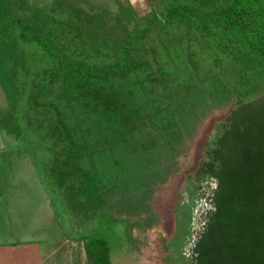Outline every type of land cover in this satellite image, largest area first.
I'll list each match as a JSON object with an SVG mask.
<instances>
[{
  "label": "trees",
  "instance_id": "16d2710c",
  "mask_svg": "<svg viewBox=\"0 0 264 264\" xmlns=\"http://www.w3.org/2000/svg\"><path fill=\"white\" fill-rule=\"evenodd\" d=\"M27 1L0 0V131L46 189L105 229L151 227L154 192L227 110L188 175L211 193L193 264H264V0ZM82 238L88 264H113L105 237Z\"/></svg>",
  "mask_w": 264,
  "mask_h": 264
},
{
  "label": "rangeland",
  "instance_id": "374dc122",
  "mask_svg": "<svg viewBox=\"0 0 264 264\" xmlns=\"http://www.w3.org/2000/svg\"><path fill=\"white\" fill-rule=\"evenodd\" d=\"M29 1L44 6L54 0ZM79 4L88 11H115L130 5L142 14L149 9L148 0H81ZM6 104L0 88V110ZM226 113L227 110L211 113L199 125L198 134L188 140L177 171L154 192L151 207L155 219L151 227L136 225V218L125 213L120 217H130L132 227L113 225L105 229L101 222L73 217L66 203L46 189L42 173L23 143L0 131V264H87L82 236L91 235L109 241L113 264H192L189 251L182 253L187 223L190 227L183 212V196L191 188L188 175L203 158L206 140ZM112 194L105 197L109 203L120 200L112 201ZM195 223L194 219L193 229Z\"/></svg>",
  "mask_w": 264,
  "mask_h": 264
},
{
  "label": "flooded vegetation",
  "instance_id": "af4514ba",
  "mask_svg": "<svg viewBox=\"0 0 264 264\" xmlns=\"http://www.w3.org/2000/svg\"><path fill=\"white\" fill-rule=\"evenodd\" d=\"M207 195L210 196L211 193L208 192ZM208 196H203L202 192L194 193L192 187L187 191V194L183 196L184 200L182 207L184 208V210H188L191 215L190 227H189L190 231L189 234L186 235L185 243L182 250V253H184V255H186L185 249H187L189 252L191 249L192 252L194 251L193 249L195 245V240H197L202 233L204 218L207 214V210L209 209V202H211V198H209ZM195 217H196L195 219L196 223H195V228L193 229L192 224H194ZM172 247L175 249L174 245H172ZM189 259L193 264V255L189 256ZM86 262L88 264L87 260Z\"/></svg>",
  "mask_w": 264,
  "mask_h": 264
},
{
  "label": "water",
  "instance_id": "95a60500",
  "mask_svg": "<svg viewBox=\"0 0 264 264\" xmlns=\"http://www.w3.org/2000/svg\"><path fill=\"white\" fill-rule=\"evenodd\" d=\"M194 219H196V217ZM192 255H193V252H192V249H191L190 252H189V256H192Z\"/></svg>",
  "mask_w": 264,
  "mask_h": 264
}]
</instances>
